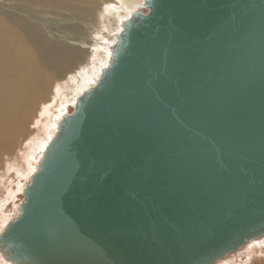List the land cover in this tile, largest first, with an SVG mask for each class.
Wrapping results in <instances>:
<instances>
[{
	"label": "water",
	"instance_id": "1",
	"mask_svg": "<svg viewBox=\"0 0 264 264\" xmlns=\"http://www.w3.org/2000/svg\"><path fill=\"white\" fill-rule=\"evenodd\" d=\"M0 233L9 264H213L264 236V0H145Z\"/></svg>",
	"mask_w": 264,
	"mask_h": 264
},
{
	"label": "bare ground",
	"instance_id": "2",
	"mask_svg": "<svg viewBox=\"0 0 264 264\" xmlns=\"http://www.w3.org/2000/svg\"><path fill=\"white\" fill-rule=\"evenodd\" d=\"M106 1L109 0H0V113L3 117H10L9 121L0 124V155L5 153L7 156H13L17 148L15 143L18 139L22 142L28 141L27 144L29 145V137L35 136L31 146L29 147L26 144L27 146L18 154L20 156L18 160L22 161L17 162L20 164V170L16 168V162L13 164L12 171L18 173L17 178L16 176L14 178L10 177L8 174L4 178L5 184L3 183L2 189L7 194L20 192L21 176L27 172L26 170L35 167L39 163L46 146L55 136L61 119L55 121V124L52 121L56 116L62 114L67 106L75 105L76 99L83 93H79L81 85L91 84L93 86L103 71L101 66L109 62L108 59L109 56L111 57V53L104 54L97 50L95 51L96 58H91L87 62L84 56V50L87 46L70 40L73 36L81 40L79 35L83 34V27L78 25L77 21L92 14L99 3L111 9V15L114 19L121 18V15H124V17L129 15L130 17L133 13H137L138 9L143 8L145 0H118L117 3L121 5L120 9L116 7L113 1L111 4ZM42 15L48 16L51 20H70V24H65L64 27L68 30L66 32H69V35L55 34L56 32H53V30L60 27L55 26V22H42L44 20L41 17ZM57 35L62 38L69 37V40L58 38ZM88 53L90 54V52ZM82 65L84 68H80L82 70L79 71V75H70L69 85L67 82H60V79L63 80L62 78L70 70L75 67H82ZM94 69L97 70L96 74L91 73L95 71ZM82 72L84 73L83 76L81 75ZM53 79L57 80L56 89L51 86ZM11 101H15L13 106ZM38 103H41V105H38ZM29 112H31V117H33V113H38L34 127L36 129L31 132V135L29 134L30 126H28ZM28 149L31 153H28ZM36 150L41 152H37L35 155L33 151ZM22 178L24 179V177ZM26 179L28 180V178ZM10 202L13 201L10 200ZM0 228L3 230L2 227ZM262 238L264 239V236L252 239L247 243ZM263 239L260 243H264ZM245 244L243 245L244 248ZM243 246L237 251L241 250ZM248 246H246V249L243 248L242 251L250 252L249 250L253 246ZM0 254H2L1 251ZM228 255L218 259L213 264H231V258L233 257L230 258ZM0 264L9 263L0 260ZM237 264H242V261Z\"/></svg>",
	"mask_w": 264,
	"mask_h": 264
},
{
	"label": "rangeland",
	"instance_id": "3",
	"mask_svg": "<svg viewBox=\"0 0 264 264\" xmlns=\"http://www.w3.org/2000/svg\"><path fill=\"white\" fill-rule=\"evenodd\" d=\"M112 1L116 4V7L118 9L121 8V5L117 3L118 0H109V1H106V2H108L109 4H111ZM138 10H137V13H142V14H145L146 13V9H144V8H140ZM93 11L94 12H92V14H89L90 16L88 15L87 18L86 17H83V18H81V20L77 21V24L83 27V34L82 35H79V37H80L81 40H79L76 36H73L72 38H70V40L76 42L77 44L83 43V44H85L87 46V47H85V50L83 49L84 52H85L84 56H85L87 62H89L91 58H93V59L96 58V55H95V51L96 50L97 51H101L104 54H106V53L108 54L109 52L111 53L112 46L115 44V39L119 36V33L122 31V25L121 24H123L124 21H126L127 19H129L131 17V16L129 17V15L124 17V15H121L120 12L117 11L121 15V18L122 19L121 18L114 19V17L111 15V13H112L111 12V9L107 8L106 5H104V4L102 5L101 3H99L98 6H97V8H95ZM41 17H42V19H44V20H42V22L43 21L55 22L56 25L55 24L54 25L60 27V28H58L56 30H53V32H56L55 34L64 35V36L69 35L68 34L69 32H66L68 30H66V28L64 29V27H65V24H67V25L70 24V20H63V21H59L58 19L51 20L46 15L45 16L42 15ZM108 28H110V29L108 30ZM120 28H121V30H120ZM72 34H75V33H72ZM58 35H57L58 38L69 40V37L62 38L61 36H58ZM86 49H87V51H86ZM88 52H90V54ZM92 54H93L94 57L92 56ZM110 59H111V57L109 56L108 61H110ZM94 62H96V61H94ZM108 63L105 64V65H103V66H101V68L103 67L102 69H105L108 66ZM80 68L83 69L84 68L83 65H82V67L81 66L80 67H75L74 69L70 70L68 72L69 74L67 73L62 78L63 80L60 79V82H62V83L67 82L68 85H69L70 82L68 80H69L70 75H72V76H74L75 74L79 75L78 73H80L81 70H82ZM91 70H93V69H91ZM91 73L92 74H96L97 73V70L92 71ZM81 75L83 76L84 73L82 72ZM84 77H81V78H84ZM65 79H66V81H65ZM71 80H73V79L71 78ZM80 82H82V80ZM87 85L86 86H84V85L82 86L81 85V89H80V92H79L80 94L91 87V84H87ZM51 86L54 87V89H56V87H57V80L56 79H53L52 80ZM14 102L15 101H11L12 106H13ZM38 105H41V103H38ZM73 107H74V104L67 106L65 108L64 112L62 114H60L59 116H56V118L52 121V123L55 124L56 123L55 121L60 120L64 115H66V114L69 115L72 112ZM39 108H41V107H39ZM37 117H38V113H35V114L33 113V117H31V112H29L28 126H30L29 127V134L30 135H31V132H34L35 129H36L34 127H35V123L37 121ZM9 120H10V117H3L2 114L0 113V124L3 123V122H5V121H9ZM28 126H27V128H28ZM30 130H32V131H30ZM23 137L25 138V136H23ZM34 138H35V136H33V135L29 137V139H28L29 140V145L27 144L28 141H26V142L23 141L22 142L21 140L18 139L16 141V143H15V147L17 146V148L15 149L13 156H9V155L7 156L5 153H3V154L0 155V156H2V157H0V159H1L0 160V176H2V177H0V186H1L0 187V227H2V228H4L7 223H9L11 220H13L17 216V214H18V209L17 208L19 207V203L21 204V202L23 200L22 189H23L24 183L26 185L27 182L29 181L30 177H32V175L35 173V171L37 169V165L35 167H33L34 169L33 168H29L28 170H26L27 172L23 176H21L20 179H21L22 185H21L20 192L8 193L7 194V192L3 191L2 187L5 184L4 178H5V176L7 174L10 177H13L14 178V176H16V178H17L18 173H15V171L13 173V171H12L13 164H15V162H16V166H17L16 168L17 169L20 168V164L17 163V162H20L21 161V160H18V158H20V156L18 154H19V152H21L24 149L25 146L28 145L30 147L31 146V142H32V140ZM33 152L35 154V153L41 152V151L40 150L39 151L36 150V151H33ZM28 153H31V151H29V149H28ZM8 157H10V158H8ZM23 171H24V169H23ZM29 175H31V176H29ZM22 177H24V179ZM26 178H28V180ZM18 181H19V179H18ZM2 195H4V196H2ZM14 195H16V196L14 197ZM6 197H8V198H6ZM10 200H12L14 203L13 202H10ZM7 201H8V203H7ZM1 211L2 212L4 211V212L2 213ZM5 211H7V212H5ZM1 216H2V218H1ZM0 232H2V229L0 230ZM262 239L256 240L255 242H252L251 241L250 243H247L248 245H252L253 246V248H252L253 250L250 249L249 250L250 252H247V251L246 252H243L242 251V250L246 249V246H248L247 244H245V248L243 246L241 248V250L237 251L233 255H228L230 258H231V256L233 257V258H231V260H232V263L231 264H237L238 262L241 263V261H242V264H243L244 261H245L244 264H264V243H260V241H262ZM0 256H1V254H0Z\"/></svg>",
	"mask_w": 264,
	"mask_h": 264
},
{
	"label": "snow or ice",
	"instance_id": "4",
	"mask_svg": "<svg viewBox=\"0 0 264 264\" xmlns=\"http://www.w3.org/2000/svg\"><path fill=\"white\" fill-rule=\"evenodd\" d=\"M3 259H4V257L0 256V260H3Z\"/></svg>",
	"mask_w": 264,
	"mask_h": 264
}]
</instances>
